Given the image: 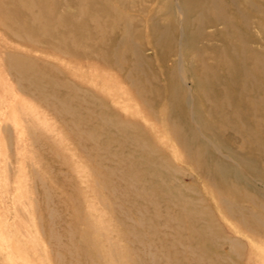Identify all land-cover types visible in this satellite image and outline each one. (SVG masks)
Returning <instances> with one entry per match:
<instances>
[{
  "label": "rangeland",
  "instance_id": "1",
  "mask_svg": "<svg viewBox=\"0 0 264 264\" xmlns=\"http://www.w3.org/2000/svg\"><path fill=\"white\" fill-rule=\"evenodd\" d=\"M176 1L167 2L175 12L173 21L164 18L165 1L146 0L150 11L129 25V35L122 25L101 23L88 26L81 41L76 33H66L70 26L65 23L63 37H26L0 24V264H194L195 241L187 248L178 243L196 240L197 233L183 230L179 220L193 206L202 210L203 221L207 215L213 218L214 229L206 236L216 238L204 242V249L214 264H264L262 230L249 233L224 215L222 194L187 163L186 151L168 128L176 124L187 138L191 130L205 144L194 143L192 157L209 163L210 174L217 166L230 167L242 178L233 185L264 198V176L241 161L255 156L237 132L213 121L190 76L200 62L217 63L218 55L208 47L218 48L220 42L206 38L215 30L207 29L206 39H190ZM152 19L161 22L164 38L151 35ZM22 20L21 28L29 22ZM251 31L257 34L252 50L264 56V36ZM121 38L128 45L125 54L117 44ZM10 65L18 66L42 95L38 91L32 98L20 91ZM115 125L142 147L125 142ZM218 140L228 148L218 149ZM130 163L156 168L158 177L135 182ZM168 171L173 189L163 188L154 204L140 195L151 181L166 185ZM176 194L192 203L170 209L166 199Z\"/></svg>",
  "mask_w": 264,
  "mask_h": 264
},
{
  "label": "bare ground",
  "instance_id": "2",
  "mask_svg": "<svg viewBox=\"0 0 264 264\" xmlns=\"http://www.w3.org/2000/svg\"><path fill=\"white\" fill-rule=\"evenodd\" d=\"M155 1L166 2L168 13L164 18L174 21L175 12L171 6H168V0ZM145 3L146 0H0V24H6L14 33L26 37L30 34L51 38L63 37L66 30H61V26H64L65 23L70 26L66 33H76L81 41L83 37L87 36L88 26L101 23L106 28L122 25L125 33L129 35L131 34L129 25L136 23L143 13L150 11L146 10ZM175 4L176 12H184L182 18L186 25L184 31L190 39L194 41L204 39L203 35L207 29L215 30V33L208 34L206 38L220 42L218 48L208 47L210 51L218 55V58L214 59L217 63L213 66L201 62L195 65L190 71L192 82L198 92L199 99L209 106V111L214 117L213 121H216L217 125L219 123L229 127L233 133L237 132L242 146L247 149L249 155L255 156L254 160L241 158L242 163L246 164L247 169L253 174L264 176V142L260 143L259 141L260 136H264V56L258 55L257 51L252 50L250 46L251 43L257 44L255 38L257 34L254 35L251 28H254L256 32L258 29L264 36V0H177ZM69 9H74V12L62 14L59 12V10ZM27 19L29 22H40L42 25L31 26L30 23V26H27L29 23ZM20 20H27L24 29L18 25ZM160 23L159 20H151V35L162 39L164 34ZM219 27L220 29H218ZM103 36H106L105 32H103ZM68 39L66 38L65 42L68 43ZM69 42L73 48H77V42L73 39ZM168 43L170 45V42ZM117 44L120 54H125L128 46L125 39H119ZM198 54L201 55L202 51ZM14 66L16 65H10L8 68L12 72L19 90L32 98L39 96V93L42 95L41 89L36 87L30 78L17 71ZM32 88L39 90L33 93V91L30 92ZM65 112L69 114L68 109ZM106 124L104 125L106 126ZM211 124H215V122ZM114 127L117 131L120 130L125 142H133L142 147V144L132 133L124 132L116 125ZM190 127L188 126V129H191ZM207 127L212 128L210 124H207ZM168 128L173 139L186 151L187 163L194 167L198 173L205 174L207 181L212 184L213 190L222 194L223 199L219 200V203L223 208L224 215L237 221L249 233L255 234L259 230L264 233V219L260 217L261 213H264V198L257 199L233 185L240 183L242 178L233 173L229 169L230 167L217 166L213 170V174H210V169L205 165L209 163L192 157L193 144L198 140L195 139L191 130L187 138L182 134L183 130L176 124L169 125ZM87 138L91 140V137ZM76 142L80 144V138H76ZM221 143L218 140L215 142V146L217 145L221 150L225 149L227 145ZM197 144L201 148L205 145L200 142ZM203 149L205 150L206 147ZM128 167L131 170L130 178L135 182L142 181L144 178L156 180L155 178L158 177L156 168L148 167L143 170L136 163H130ZM170 173L169 171L164 173L166 180L171 179ZM211 175L214 176V179H210ZM121 178L123 179V177ZM170 179L164 186H159L151 181L142 191L143 194L140 195L146 198L150 197L152 203H156L163 188L167 190L174 188ZM222 184L224 186L220 187ZM261 185L264 187L263 184ZM166 202L170 209L174 206L192 203L183 199L180 194L169 195ZM245 203L255 207L257 211L246 207ZM155 215H157V211ZM202 216V210L196 212L194 206L184 212L183 216L179 218L182 229L197 233V235L195 236L196 240L188 237L179 240L178 243L187 248L189 242L195 241L198 247L194 249L195 251H191V261L194 264H214L204 249V242L210 240L206 233L214 229H211L214 225L213 218L207 215V219L203 221ZM171 223L172 219H169L166 225ZM178 230L180 231L179 228ZM211 234L214 236L213 233ZM232 245L233 248L237 247V243Z\"/></svg>",
  "mask_w": 264,
  "mask_h": 264
}]
</instances>
